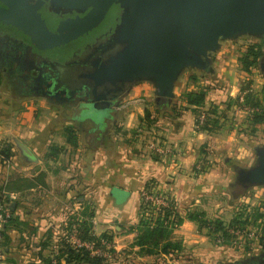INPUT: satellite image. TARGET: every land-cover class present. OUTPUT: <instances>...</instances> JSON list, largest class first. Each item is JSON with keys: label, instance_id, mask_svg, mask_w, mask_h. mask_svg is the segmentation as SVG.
<instances>
[{"label": "crops", "instance_id": "1", "mask_svg": "<svg viewBox=\"0 0 264 264\" xmlns=\"http://www.w3.org/2000/svg\"><path fill=\"white\" fill-rule=\"evenodd\" d=\"M216 57L214 63L217 59L220 67ZM189 87L187 75L183 74L176 83L175 97L189 91ZM232 88L231 96H234L238 90L235 84ZM147 90L145 85H138L134 95L138 97ZM4 105L10 107L0 112V139H9L3 145L10 149L12 157L7 169L0 167V177L9 181L10 191L17 195L10 206V218H16L17 224L9 225L3 234L7 264H45L48 260H52L51 264H66L65 257L54 258L63 248L68 219L74 220L77 214L83 221L84 213L91 210L94 236L104 233L111 236L110 246L115 255L104 257L107 264H205L224 260L221 254L225 249L212 248L204 232H198L196 225L188 220L172 232L173 239L181 243L180 252L142 255L133 244L141 192L148 181L156 183L153 192L167 193L183 218L190 207L207 211L204 200L211 196L209 190L225 193L230 172L227 166L232 160L240 165L241 161L250 164L253 160L250 147L254 143H246L249 148L241 146L236 139L240 133L232 130H243L245 124L241 123L246 116L237 121L239 125L225 123L211 133L195 130L190 111L180 117H167L158 142L166 145L168 153L160 156L136 142H122L121 137L126 138L129 130H117L121 137H111L107 130H75L79 141L71 145L66 143L62 130L44 125L58 116L56 110L50 109L46 119H39L35 129L28 130L27 124L33 118L26 111L22 114V103L12 100ZM35 113V117L40 114ZM241 113L237 117L244 115ZM17 142L31 155L21 152ZM52 146L59 147L57 153L52 152ZM204 152L208 154L205 160L213 163L212 169L204 175H195L192 169ZM222 158L226 168H221ZM220 205L221 202L215 205L217 213L222 212Z\"/></svg>", "mask_w": 264, "mask_h": 264}, {"label": "water", "instance_id": "2", "mask_svg": "<svg viewBox=\"0 0 264 264\" xmlns=\"http://www.w3.org/2000/svg\"><path fill=\"white\" fill-rule=\"evenodd\" d=\"M0 4V24L28 37V45L37 51L60 48L87 35L111 5L120 6V22L102 59L89 64L47 62L50 73L39 72L38 91L29 96L60 106L86 99L100 122L111 119L110 112L132 84L149 83L155 105L169 104L185 71L212 74V56L222 42L240 37L264 40V0H50L57 13H84L89 8L82 17L60 21L54 32L38 13L42 0H0ZM258 68L264 77V54ZM253 152V165L234 168L235 186L241 191L264 186V146L253 147ZM242 263L264 264V252Z\"/></svg>", "mask_w": 264, "mask_h": 264}, {"label": "rangeland", "instance_id": "3", "mask_svg": "<svg viewBox=\"0 0 264 264\" xmlns=\"http://www.w3.org/2000/svg\"><path fill=\"white\" fill-rule=\"evenodd\" d=\"M256 42H258V39L240 37L234 41H224L221 43L220 49L215 54H213L212 74L209 76H201L195 83L189 82V91L198 92L200 89H206L204 105L199 107L198 110L205 112L210 110L211 107H215L217 109L218 117H220L225 111L223 103L226 102L228 98L235 101L237 96L239 98H243V96L246 97L248 96L247 94H249V98H257L261 100L260 91L264 85V77L259 73V71H253L250 74L245 73L242 71L238 62V58L242 51L250 44ZM216 56L219 58L218 61L221 62L220 67L216 64L217 59L215 60L216 63H214V59L217 58ZM1 78L2 77H0V112L7 111L9 109L10 106L5 107L4 104H8L12 100L20 101L22 103V114L26 111L28 115H31L30 118H33L31 119V122L27 124L28 130L35 129L38 120L43 118L46 119V117L50 114L49 110L53 109L52 112L56 110L58 116L56 118L54 117V119L50 121L53 123H43L45 126H50L52 130H62L61 133L65 136V129L69 127L74 128L75 130H107V133L111 137H121L117 134H121V132H116L117 130H129L125 133L126 136L124 137L126 138L121 137L122 142L125 140H128L130 143L136 142L143 148L146 147V149L150 152H152V148H150L151 145H154L156 149L159 147L167 148L165 144L158 142L160 141L158 140L160 137L158 134L161 132V128L165 125V122L168 119L163 115V113L156 114L154 116L156 122L151 125L149 124L151 122H147L146 120L143 122L139 121L140 118L144 117L145 110L148 109L151 113L156 110L153 88L149 83L141 82L129 86V92L120 99L119 103L117 104L118 106L114 107L115 110L111 113L114 118L107 120L103 127L98 128L97 126H93V124L89 121L90 119L87 120L86 118H83V116H80L79 111L77 109H73L71 105L60 106L49 103L46 100L40 98L17 97L18 93L15 86L9 80L6 81L5 79ZM234 84L236 85L238 93H236V95L234 91V96H231V92L233 90L232 87ZM138 85H145L149 88V90H147V93L143 92L139 94L138 97H135V88H138ZM241 88L248 89L241 93ZM247 90H249L248 93ZM239 98L238 103L242 104L243 101L241 102ZM234 101L232 102L231 110L227 112L226 116L222 118L221 121H219V127H222L225 125V123L235 125L238 123L237 121L239 119H244V117L247 116L246 111H242V108H240L239 105L236 106ZM43 107L46 108V110H44ZM33 108H37L38 111H35ZM35 112L40 113L39 116L37 115L38 117H35ZM240 112H242L244 115H241L242 117H237ZM140 113L142 114L141 117L139 116ZM190 113L194 116L192 111H190ZM90 117L95 119L100 118V116L96 113H91ZM195 120L196 117L194 116L193 124L196 130L197 128L199 129L200 125H196L197 122H195ZM241 124H245L243 130L238 131L237 129H232L237 131L236 133H240L236 134V139L239 141L238 144L249 148L246 143L252 141L254 144L250 148L255 146H263L264 127L262 125L256 126V132L252 135L249 130L246 129V117L244 122ZM9 125L10 124H8L6 127H9ZM237 128H239V126H237ZM256 133L258 134L256 135ZM83 134L84 132L81 131L82 138L84 137ZM152 137H154V140ZM241 139L242 141H240ZM7 141L9 142V139L1 137L0 145L5 144ZM78 141L79 138L77 137V142ZM207 155L208 154L204 152L203 157L200 158L196 166L193 167L192 172L195 175H204V173L208 171L209 168L212 169L213 163L211 161L205 160ZM252 159L253 160L250 164L246 160L241 161V165L238 163L235 164L232 160V164L230 163L227 166L228 171L231 173L229 172L227 183H225V193L223 194L222 192H219L220 190L218 189L209 190L212 194L207 200H204L207 211H203V209L199 207H190L187 209V211L201 210L205 213L206 220H218L223 222L225 226L229 225L232 220H238V223H236L238 226L236 228H228L227 237H223L221 233H216L212 235L213 239H211V236H207V229H202L201 231L204 232V235H206L212 243V248L215 247V249H217L222 247L225 249L221 256H223L222 259L228 262L245 261L253 256L258 255L260 252H264V186L252 187L244 191H241L237 186H235L236 173L234 172V168L236 166L248 168L253 165L255 162L254 152ZM225 162L226 161L224 158L220 159L221 168H226ZM1 182L3 181L0 177V185ZM144 195L150 194L144 193ZM162 197L165 198L164 200L167 206V200L169 196L167 193H163ZM218 202H221L220 207L222 206L221 208L223 209L222 212L219 211L217 213L215 211V205ZM148 204L150 206V210L156 211V209L160 208V206L154 207L149 202ZM229 230H233V232L229 234ZM223 238L224 241L222 243H218V240ZM226 249L228 250L226 251Z\"/></svg>", "mask_w": 264, "mask_h": 264}, {"label": "trees", "instance_id": "4", "mask_svg": "<svg viewBox=\"0 0 264 264\" xmlns=\"http://www.w3.org/2000/svg\"><path fill=\"white\" fill-rule=\"evenodd\" d=\"M264 54V40L258 39V42L250 44L245 48L238 58V62L241 66L242 71L247 74L252 73L253 71H259L258 65L261 57ZM260 73V72H259ZM183 74L187 75L188 82L195 83L199 78L205 74L198 70H188ZM182 74V75H183ZM248 89V88H246ZM241 88V93L246 90ZM249 90H247V93ZM243 96L242 104L238 103V96L234 100L228 98L224 102L225 111L223 115L218 117L217 109L211 107L210 110L202 112L198 110L199 107H202L205 102L206 89H200L198 92L184 91L178 97L174 99L169 104H163L162 106H156V110L151 113L148 109L144 111V117L140 118L139 121L143 122L146 120L150 125L156 122L154 116L159 113H163L166 117H180L184 112L192 111L196 117V125H200L199 129L196 131L211 133L219 127V121L222 120L227 114L228 111L232 108V102L234 101L236 106H240L242 111H246V129L253 135L256 132V126L264 125V85L261 88L260 96L261 100L257 98H249L250 95ZM203 116V120L200 121V117ZM196 127V126H195ZM66 143L71 145H76L77 135L74 128H66ZM53 153H57L59 147H51ZM0 156L5 160L10 162L12 154L8 147L5 145H0ZM2 166V160H0V167ZM9 181L6 179L1 182L0 185V198H2V192L12 193L9 188ZM156 187V183L153 181H148L141 192L140 206H139V219L136 228V238L133 246L139 248V253L142 255H168L174 252H180L182 250L181 243L177 240H174L172 237V232L182 224L184 220L193 222L198 232H201L202 229H207V236H211L216 233H221L223 237H227L228 228H236L238 226V220H232V222L225 226L223 222L214 220L208 221L205 219V213L201 210L195 211H186L184 218L177 213L175 203L172 199L168 197L167 206H160L156 211L150 210L148 202L144 200L142 193L152 194L153 189ZM167 199V197H166ZM90 209L87 206V209ZM85 220H81L79 215L74 214L73 218L68 219V227L66 228L64 235L65 238L62 239L63 248L59 250V253L55 256V260H58L60 257H65L66 264H107V260L102 256H97L92 254V250L84 247L72 244L69 240L70 231L75 225V238L80 242H86L93 244L94 248L100 247L102 251L106 250L105 246L101 245V241L109 243L111 245V236L108 234H102L99 237L94 236L92 229V217L93 211L85 212ZM16 218H9L7 224L4 226V229L9 225L17 224ZM4 234V233H3ZM221 236V237H222ZM224 239V238H223ZM107 252L112 256L115 255L113 247L107 250ZM254 257V256H253ZM52 260H48L45 264H51ZM205 264H243L242 261L238 262H228L226 260H221L214 263H205Z\"/></svg>", "mask_w": 264, "mask_h": 264}, {"label": "flooded vegetation", "instance_id": "5", "mask_svg": "<svg viewBox=\"0 0 264 264\" xmlns=\"http://www.w3.org/2000/svg\"><path fill=\"white\" fill-rule=\"evenodd\" d=\"M36 1L41 0H33V2ZM42 1L43 4L38 9V13H40L48 29L52 32L55 31L60 21L76 16L82 17L89 11L88 8L84 13H77L75 11L57 13L53 11L50 0ZM121 13L122 10L118 4L111 5L104 19L87 35L60 48L49 51H37L28 45V37L13 27L0 24L1 79L9 80L15 86L18 93L17 97L29 98L33 94V91H38V81L36 78L39 72L43 74L50 73L46 68L47 62L89 64L91 61L102 59V56L108 51L110 36L120 22ZM118 101L117 103H119ZM71 106L73 109L79 111L80 116H83L87 120L90 119L89 121L93 126H97L98 128L103 127L106 121L110 120L105 119L104 122H100V119H97L94 121V118L90 117V115L95 112L91 110V103L87 102L86 99H77V102ZM109 118L113 119L114 116L111 115Z\"/></svg>", "mask_w": 264, "mask_h": 264}, {"label": "built area", "instance_id": "6", "mask_svg": "<svg viewBox=\"0 0 264 264\" xmlns=\"http://www.w3.org/2000/svg\"><path fill=\"white\" fill-rule=\"evenodd\" d=\"M240 101H243V98H239ZM203 120V116L200 117V121ZM150 148L154 150L158 155L165 156L168 153V149L166 148H155L154 145H151ZM0 160H2V166L1 168L7 169L9 167L10 162L5 160L2 156H0ZM4 179L3 181H5ZM163 194L160 192H153L150 195H144L142 193V196L144 197V200L146 202L151 203L154 207L158 206H166L165 198L162 197ZM17 199V195L15 193H8L3 191L2 192V198H0V264H7L6 261V256L4 252V247H3V233H4V226L7 224L9 218H10V206L12 203ZM76 226L74 225L70 231V236L69 240L72 244H76L78 246H84L90 250H92V254L97 255V256H102V257H109L110 254L107 252V250L110 248V244L106 243L104 241H101V245L106 247L105 251H102L100 247L94 248L93 244H89L86 242L80 243L76 238H75V229ZM233 230H229L228 233H232ZM238 232V231H237ZM224 239H219L218 243H222Z\"/></svg>", "mask_w": 264, "mask_h": 264}]
</instances>
